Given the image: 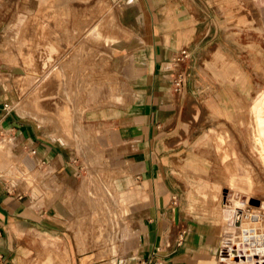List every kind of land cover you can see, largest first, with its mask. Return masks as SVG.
Listing matches in <instances>:
<instances>
[{
  "label": "rangeland",
  "instance_id": "rangeland-1",
  "mask_svg": "<svg viewBox=\"0 0 264 264\" xmlns=\"http://www.w3.org/2000/svg\"><path fill=\"white\" fill-rule=\"evenodd\" d=\"M57 1L58 0H0V86L2 89H6L8 95L11 96L8 98L1 90L0 93L5 98L6 102L10 105L13 104L11 108L14 109V112L19 111L21 114L24 113L32 117H34L33 114L35 110H37V112H42L46 117H53L55 115L61 116L63 114L70 116V108L64 105L65 102H67V93L64 91V84L67 78L70 79L72 81L70 93L72 95H77L79 93L81 95L80 100L82 101L83 96H85L84 109H86L87 118L84 124L88 127L89 132L96 137L100 146L105 149L106 152L103 159L109 165H117L116 154L113 156L108 152L114 147L110 143V131L115 128L116 122L114 119L120 115L117 116L116 113L119 111L125 112L131 103L134 92V83L132 82L135 77L133 73L134 64L138 62L137 59L139 54L143 52L142 48L136 47L139 41L128 39L122 44V48L115 49V51L104 48L107 45L103 42L111 40V38L108 39L106 36L107 29L112 26V28L116 30L119 24L116 13L111 12L114 9L117 10L122 19L125 1L74 0L70 5L73 15L67 16L64 22L66 27H59L56 25V19L58 20V18L52 13L51 6ZM254 10V7L247 4L246 8L243 10L247 15L246 18H255ZM107 17L109 20L103 23ZM223 19L224 15L221 12H216L215 17L206 19L207 21L204 26L211 24L213 28L216 27L219 30V38L216 40L224 43L227 42V45L234 52L236 60L250 76L253 88L252 93L255 94L259 82L257 71L261 70V67H258L260 56L258 55L256 61H254L251 50H245L241 45H236L229 40L225 35V30L221 26V21ZM65 32L69 33L66 34ZM120 32L127 35V32L123 29H121ZM60 34H62V38ZM249 34L252 37L244 34L240 43L247 44L255 40L259 41L264 47V34L257 32H249ZM44 35H47V38L58 46V51H54L50 46L44 45L45 40L42 38ZM89 39H91V41ZM8 42H11L13 45H7L6 43ZM132 43L134 44L132 45ZM82 44L86 47L83 51H81ZM36 45H40V53L43 51V48H48L46 51L49 50V52L47 53L54 56L53 59L55 61L53 60V63L48 65L49 68L56 69L59 66L57 60L69 63L71 66H74L73 74L77 72V74H75L77 79L79 77L80 67L75 66V63L79 61V55L80 57L84 55L83 59H81L84 68L82 77L89 80L86 83V89L88 88V90L85 92L86 89L82 90V88L78 86L82 91L76 88V91L73 93V76L75 75H72L71 78L68 76L62 78L61 87L64 95H60L59 93H57L58 96L55 95L59 102L56 103V107H54V112L52 113L49 112L53 110L52 107L50 110L46 107L47 111H45L44 108L38 105L36 108L32 106L36 104L35 100L32 98V90L35 86V81L33 80L38 71H35V68H33L34 65L29 64V55ZM40 53L36 49L31 59L35 60V54H39L38 56L41 57ZM12 55L13 61L11 59ZM47 61L51 62L52 60L47 59ZM38 63L42 62L39 61ZM54 63L55 65H53ZM44 66L46 68L41 76L46 72L47 66L45 64H38L37 66L39 67L38 69ZM63 75H65V72L62 76ZM111 78L118 79V82L113 81ZM235 92V90H225L224 94L222 92L224 95L222 99L215 97L218 93L221 94L219 90H210L205 94H197L188 98L183 95L176 96L177 98L175 100L177 104H179L178 106H180V109L175 121L165 131V137H167L168 141L166 157L169 159L167 158V160H164L165 167L162 168L166 173L167 182L173 187V193L175 195L171 209L167 210V212H171L172 218L176 219V225H178L176 229H178L179 235L191 234L192 231H199V233L204 234L205 236L202 244L205 249H207L208 243L213 245L210 240L214 236L215 228L213 224L205 218L203 208L208 206L211 202L212 206L205 212L209 215L207 217L212 219L219 230L218 264H228V261L231 259V249L229 247L225 248L223 245H229V242L233 240L234 234L224 232L227 225H229L224 215V210L228 208L225 201L228 200L229 197L234 198L232 203L238 204L239 208L242 209L244 213L250 214L252 217V223L247 221L245 223V233L239 234L240 243L243 244V246L241 245L243 247V252L240 255L239 262L240 264H264V147L259 141H255V139L252 140L250 135L252 131L250 133L249 130H246L245 134L242 133L245 129L243 124L240 125L242 131L238 130L240 137L246 136L247 143L252 145L253 155H250V149H248L249 152L247 151V157L251 159V162L243 156L241 163L247 167L256 181L255 186L251 185L246 188L244 187V189L241 190L242 193L232 190L234 185L229 179L222 178V183L217 179L219 173H223L226 176L234 174V171L230 170L229 166L235 159L232 157L230 158V156L224 155L222 158L221 156L216 157V165L212 171V175H210L211 173L203 174L191 168H187V170L184 171L174 164L187 162L188 160H201L207 162L205 160L206 156L204 155L209 137L213 138V141H219V137L224 134V131H228L231 137H238L233 123L230 124L224 118L220 120L212 119L210 111L206 107L210 100L217 105H222V100L228 101L230 104L231 102L234 103V101L237 100V96H234L236 94ZM257 93L258 97L247 104V110L252 107H260L263 104L264 91H257ZM78 97L79 96H77V98ZM234 109L236 111L234 112V117L240 120L238 123H241L244 114L238 107L236 108L235 106ZM77 115V121H74L72 124L63 123L62 126H60L55 123L63 129V136L67 137L68 134L73 133L68 128L74 123L79 122V112L76 116ZM23 117L24 120L32 122L36 129L40 130L39 134L43 135V138L47 142H52L65 152V157L68 158L66 163L71 165V170L68 174L65 172L61 173L65 168V166H63L59 170V173L52 175L49 165L43 164L41 154L34 156L30 147H21V144L16 143V140L13 141L15 143L16 152L26 150L31 157L35 158L34 160L36 162H39L42 171L45 172V175L42 177L43 182L57 183L63 187L59 194L57 190L53 188L48 189V198L50 201L56 200L60 196L57 203L50 206L52 211H49V207L46 208L44 205L41 209L37 208L31 196L22 192L20 187L16 186L13 189L8 187L13 193L25 195V199L30 202L36 211L38 210V213H41L40 211L42 209L45 210V213L53 215L59 220L61 225L56 227L54 231L34 228L29 231L14 234L12 238L16 258L25 261V264H144V261L139 260L140 257L142 259V250L144 248L142 247L139 251L141 247L140 239L136 240L132 234L129 233L131 225L130 220L123 214L124 206L120 204L117 194L108 192L114 207L112 206L113 209L109 208V210H107L104 203V210L101 211L100 214L91 209V206L82 193L75 197L76 189L82 180V176L87 175V170L82 164L81 157L78 156L74 148L66 147L60 142L51 139L50 135L55 129L58 130L56 126H53V123L49 121L47 123L45 122V124L49 126L46 128H39L32 118L27 116ZM34 118L36 119V117ZM220 122L225 124L220 125ZM84 138L86 137L84 136ZM2 139L1 137L0 142ZM87 141L86 139L85 142ZM170 141L173 142L171 146H169ZM93 143H95L94 139L88 141V147L91 146L93 148ZM84 146L86 148V145ZM242 148L245 149V146L243 145ZM209 150L210 152L212 151L211 148ZM95 151L96 150L93 148V159L89 160L94 169L99 167L98 165L102 164L103 161L102 151ZM211 154L216 156L212 152ZM25 157L28 165L32 167L30 164L32 159L28 156ZM0 158L1 173L15 177L22 173L24 175L27 174V171L25 172L26 165L23 163V156L20 155V153L14 152L10 138L0 143ZM14 160L15 162H13ZM19 163L22 165H19ZM17 167L21 169L19 168L18 170ZM98 173L101 174L99 170ZM32 174L37 176L40 172L38 169H33ZM96 175V173H94V176L91 174V189L86 187L81 188L83 193L86 195L88 194V196L92 195V198L101 196L96 194L94 189L95 185L93 179L97 178L96 180L100 182V178ZM19 183H21V181ZM142 184L141 179L137 182L136 178L122 177L119 184L117 183V186L125 189H136L140 185L142 186ZM224 184L227 186V189H225ZM29 185H31V183H29ZM89 190H91V192H88ZM202 191H204V193ZM70 193H73V195ZM66 194H68L67 198H76L77 212L80 214L71 221L70 226H68L70 220L59 215L57 209L58 202L62 201ZM191 197L196 199L194 204ZM250 198H252V201L247 203ZM238 199L239 201L236 202L235 200ZM73 201H71V203ZM240 212L242 211L240 210ZM243 212L241 213V217L243 216ZM110 215L111 217H109ZM241 222L242 220L236 221L235 223L234 217L232 220L230 218L231 225L236 224L239 226ZM143 224L144 221L141 220V225L144 226ZM67 227H69L71 232ZM47 231L54 237L61 236L64 239L60 237L61 239L56 241H46L44 245L42 243V236H44ZM228 237L232 239L229 240ZM223 242L228 243L223 244ZM67 245L70 248H67ZM131 251L139 253L137 256H130ZM114 258L117 259V261H115ZM145 261H147V263L149 262L146 258Z\"/></svg>",
  "mask_w": 264,
  "mask_h": 264
},
{
  "label": "crops",
  "instance_id": "crops-1",
  "mask_svg": "<svg viewBox=\"0 0 264 264\" xmlns=\"http://www.w3.org/2000/svg\"><path fill=\"white\" fill-rule=\"evenodd\" d=\"M73 1L58 0L52 4V13L58 18V20L56 19L57 26L66 27L64 23L66 17L73 15L70 6ZM115 1L121 2L122 0ZM124 1L122 19L117 10L114 9L111 13H116L118 21L127 35L110 26L106 36L111 40L103 42L107 45L104 48L115 51V49L122 48V44L128 39L139 41V46L136 47L142 48L143 52L139 54L138 62L134 64L133 73L135 77L132 81L134 92L131 103L125 112L116 113L117 116L120 115L114 119L115 128L110 131L109 139L114 147L108 152L113 156L116 154L117 165L106 163L103 159L105 149L100 146L96 137L89 132L88 127L84 124L87 118L86 109H84L85 96H83V104L80 105L79 122L74 123L70 130L73 134H75L76 129L84 130L83 134L88 141L95 140L93 148L96 150L95 152L102 151V164L94 169L92 163L87 159L88 153L91 154L93 148L89 146L90 149L87 150L85 147H78L74 144L71 134H68L69 139L66 141V137L62 134L63 129L55 123L53 126H56L58 130L54 128L55 130L50 137L53 141H58L66 147L74 148L87 170V175L82 176V180L76 189L75 197L82 192V187H91L92 172L97 174L96 176L100 178V182L107 192L117 194L120 204L124 206L123 214L130 220L129 233L136 240L140 239L139 251L142 247L144 248L140 261H144V264H218L219 230L205 212L210 209L212 203L210 202L208 206L203 208L205 218L215 228L214 236L210 240L213 245L208 243L207 249L202 244L204 234L199 233V231H192L191 234L179 235V231L176 229L178 228L176 219L172 218L171 212H167L171 209L175 195L173 187L166 180L165 171L162 170L165 167L164 160L168 158L166 157L168 141L165 137V131L175 121L180 109L175 100L176 96L183 95L188 98L197 94H205L210 90H219L221 94L218 93L215 97L222 99L225 90H235L234 96H237V100L234 103L231 102L230 104L228 101L222 100V105H217L210 100L206 107L209 109L212 119L224 118L230 124L233 123L238 137H231L228 131L223 132L224 134L219 137V141H213V138L209 137L204 155L207 162L188 160L174 164L184 171L191 168L203 174L211 173L210 175H212L216 165V157L230 156V158L235 159L229 166L234 174L226 176L219 173L217 179L220 182L222 178L229 179L234 185L232 190L235 192H241L242 187L255 186L254 176L241 163L243 156L251 162L247 155L248 149L251 150L250 155H253V148L251 144L247 143L246 136L240 137L238 130L242 131L240 125L243 124L245 129L242 133L245 134V131H248L247 104L258 97L257 91H264V47L259 41L252 40L250 43L243 44L240 43V40L244 34L252 37L249 32L264 34V0ZM247 4L255 8V18H246L247 15L243 10ZM216 12H221L224 15L221 26L225 30L227 38L234 44L241 45L243 49L251 50L254 61L258 55L260 56L258 67H261V70L257 71L259 82L255 94L252 93L250 76L236 60L235 54L227 42L216 40L219 38V30L216 27L213 28L211 24L204 26L206 19L215 17ZM108 20L107 17L103 23ZM65 33L68 34L69 32ZM60 37L62 38V34ZM42 38L45 40L44 45L59 50L58 46L47 38V35ZM89 40L91 41V39ZM6 44L13 45L11 42ZM82 45L81 51L86 48L84 44ZM39 46L33 47L29 55V64H31L30 60L34 51L36 49L39 51L41 48ZM183 51H187L189 56L177 63L176 58L182 56ZM83 56L80 57L79 55V61L75 63V66L80 67L78 79L75 75L77 72L73 74L74 66L64 62L65 66L69 67L66 69L65 73L68 74L66 75L70 78L75 75L73 76V93L76 88H79L78 86L89 81L82 77L84 68L81 59ZM11 59L13 61V55ZM62 63L63 61L57 60V64ZM179 76L184 79L181 92H177L174 87V80ZM111 79L118 82L116 78ZM55 87L54 90H57L60 95H64L59 84H56ZM0 90L10 98L11 95H8L6 89H2L0 86ZM87 90L88 88L85 92ZM5 103L6 100L0 93V138H3L1 142L8 138L11 139L14 152L23 156L27 174L22 173L19 177H15L0 172V264H25V261L16 258L12 236L34 228L54 231L56 227L61 225L59 220L53 215L45 213V210L42 209L41 213H38V210L36 211L25 199V195L13 193L8 187L11 189L16 186L20 187L22 192L31 196L37 208L41 209L44 205L46 208L49 207V211H52L50 206L56 204L60 196L58 199L50 201L48 189L53 188L59 194L63 187L57 183L43 182L42 177L45 172L42 171L39 162H36L35 158L31 157L26 150L16 152L13 141L16 140V143L21 144V147L26 146L30 147L32 151L36 150L34 156L41 154L43 164L49 165L52 175L59 173L63 166L65 168L61 173L68 174L71 165L66 163L68 158L65 157V152L52 142H47L43 138L44 136L39 134L40 130L36 129L32 122L24 120L23 116L32 118L39 128H46L49 126L48 124L24 113L21 114L17 109L18 112H14L12 108L7 110L4 108ZM11 105L13 106V104ZM235 106L244 114L245 118L241 119V123H238L240 120L234 117ZM49 112L52 113L54 110ZM224 124L220 122V125ZM72 143L73 145H70ZM172 143L170 141L169 146ZM243 145L245 149L242 148ZM209 147L216 156L211 154ZM25 156L32 159L30 161L32 167L26 162ZM33 169H38L40 174L34 176L32 174ZM98 170L101 174L98 173ZM122 177L136 178L137 182L141 179L143 184L136 189L121 188L117 186V183L119 184ZM224 187L227 189L226 185ZM202 192L204 193V191ZM70 194L73 195V193ZM67 195L58 202L57 209L59 215L70 220L68 225L70 226L71 221L80 214L77 212L76 198H67ZM191 199L194 204L196 199L192 197ZM71 201L73 202L71 203ZM141 220L144 221V226L141 225ZM67 228L69 229V227ZM60 237H54L47 231L42 236V243L45 245L46 241L64 239ZM67 248L70 247L67 245ZM138 253L131 251L130 256H137ZM145 258L149 261L148 263Z\"/></svg>",
  "mask_w": 264,
  "mask_h": 264
},
{
  "label": "bare ground",
  "instance_id": "bare-ground-1",
  "mask_svg": "<svg viewBox=\"0 0 264 264\" xmlns=\"http://www.w3.org/2000/svg\"><path fill=\"white\" fill-rule=\"evenodd\" d=\"M119 24H118V29L120 31L123 28ZM47 49L48 48H43L42 49L43 51L41 53H40V50H39V53H40L41 57L38 56L39 54L38 55L35 54L36 55L35 60H33V59L30 60L31 65H34L33 68H35V71H38V73H36V77L35 78L33 77L34 78L33 81H35L34 88L35 87L36 88L35 89L33 88V90H32L33 91V97L32 98H33V100H35V103L36 104H33L32 106L34 108H36V106L38 105L41 108H44L45 111H47V109L50 110L51 107L54 110V107H56V103L59 102V100H57L56 97H55V95H57L58 91L57 90H54V87H55L56 84H59V86H61V80H62V78L66 77L68 75L67 73H65V75L62 76V74L67 71L66 69H69L68 66H65L67 63L64 64V62L62 64H60L56 69L49 68L48 65H50V64L53 63L54 56L52 54L50 55L49 53H47V52H49V50L46 51ZM179 57L180 56H178L177 59ZM38 58H40V59H38ZM47 59H49V60L51 59L52 61L51 62H48ZM39 61H41L42 63H38ZM38 64H45L47 66V70L43 74V76H41V74L43 73V71L45 70L46 67L45 66L44 67H40V69H42V70H40V69H38L39 67H37ZM53 65H55V63ZM71 84H72V81L67 78L65 80V84H64V86H65L64 91L67 93V96H66L67 102H65L64 105L65 106H68L70 108L69 109L70 110V113H71L70 116H66V114H63L61 116L55 115L53 117H46V116H44V114L42 112H37V110L34 111L35 113L33 114V116L36 117V119L39 120V121H41V122H44V123L46 122L47 123L49 121L51 123H57L60 126H62L63 123L72 124L74 121H77L76 118L78 117V115L76 116V114L80 110V107H81L80 105L82 103V100H80V96L81 95L79 93L77 95L74 94L75 97H74V95H72L70 93ZM79 87H81L82 90L83 89H86V84H82ZM55 88H57V87H55ZM58 90H60V89H58ZM82 90H80V88H79V91H82ZM77 96H79V97L77 98ZM46 107H47V109H46ZM71 111H73V112H71ZM60 113H63V112H60ZM74 113H76V114H74ZM246 117H247V121H248V130L250 131V133L252 131V133L250 134L251 137H252V140L255 139V141L256 140L259 141L260 144H262V146L264 147V102H263V104L260 107H257V108L252 107L251 109H249L248 110V114H247ZM68 129H70V128H68ZM64 137H66V136H64ZM71 137L73 138L75 145H78V146H81V147H85L84 145H86V149L87 150L90 149L88 147V141L85 142L86 138H84V134H83L82 131H80V129H76L75 134L72 133L71 134ZM66 139H67L66 141H68L69 135H67ZM70 145H73V143L70 144ZM259 150H260V148H259ZM87 159L88 160L93 159L92 153L91 154L88 153ZM13 162H15V160ZM20 164L21 163H19V165ZM98 166H100V165H98ZM17 168L19 170L20 167H17ZM91 174L94 176V173L93 172ZM14 175H16V174H14ZM93 178H95V177H93ZM96 179H93L94 185H95V188L94 189L96 191V194L101 195V196H98V197L95 196V197L92 198L91 197L92 195L88 196V194L86 195L83 192H81V193L84 196V198H86V200L88 201L89 205L91 206V209L94 210L95 212H99V214H100L101 211L104 210V207H105L104 206V203H105V205L107 207V210H109V208H112L113 203H112V200H111L110 196L108 195V192L105 190V188H103V186H102L103 184L101 185V182H98V180H96ZM243 189H244V187L241 188V190H243ZM84 192H86V191H84ZM233 201H234V198H232V197H229L228 200L225 201V204H226V206H228V208H227V210H224V215H225L226 220H227V223L229 225L226 224L227 227L225 228L224 232L225 233H229V234L232 233V234H234V236H233V240L229 242V245L230 246L229 245H227V246L226 245H223V247H225V248L229 247L231 249V259L228 261V264H240L239 258H240L241 253L243 252V249H242L243 248L242 247L243 244L240 243V235H241L240 233H245V230H246L245 223H246V221L247 222H251V218L252 217H251L250 214L244 213L243 210L239 208L238 204L232 203ZM235 201L238 202L239 199L238 200H235ZM251 201H252V198H250L247 203H249ZM112 209H110V210H112ZM240 210L243 212V216L242 217H241V213L242 212H240ZM107 213H108V211H107ZM252 214H254V213H252ZM98 216H100V215H98ZM230 216H231V220L234 217L235 223H236V221L242 220L241 225H239V226H237L236 224L231 225V223L229 222ZM109 217H111V215ZM111 220H113V219H111ZM228 239L231 240L232 238H229L228 237ZM225 243H228V242H223V244H225ZM115 261H117V259H115Z\"/></svg>",
  "mask_w": 264,
  "mask_h": 264
},
{
  "label": "built area",
  "instance_id": "built-area-1",
  "mask_svg": "<svg viewBox=\"0 0 264 264\" xmlns=\"http://www.w3.org/2000/svg\"><path fill=\"white\" fill-rule=\"evenodd\" d=\"M188 56H189V54L187 53V51H183L182 52V56H180L178 59L176 58V62L179 63L183 59L187 58ZM183 86H184V79H183V77L182 76H179L178 78H175V80H174L175 90L177 92H181ZM4 108L7 109V110H9V109H11V105L8 102H6L4 104ZM36 152H37L36 150H33L32 151V154H36Z\"/></svg>",
  "mask_w": 264,
  "mask_h": 264
}]
</instances>
